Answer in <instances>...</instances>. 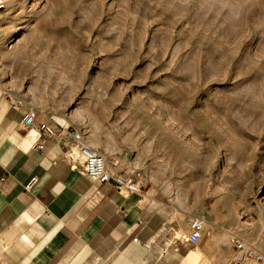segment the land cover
Wrapping results in <instances>:
<instances>
[{"label":"rangeland","instance_id":"1","mask_svg":"<svg viewBox=\"0 0 264 264\" xmlns=\"http://www.w3.org/2000/svg\"><path fill=\"white\" fill-rule=\"evenodd\" d=\"M0 96L264 251V0H0Z\"/></svg>","mask_w":264,"mask_h":264},{"label":"crops","instance_id":"2","mask_svg":"<svg viewBox=\"0 0 264 264\" xmlns=\"http://www.w3.org/2000/svg\"><path fill=\"white\" fill-rule=\"evenodd\" d=\"M26 110L0 96V258L22 264H231L240 258L232 236L208 233L187 243L165 202L142 190L120 192L73 168L72 140L59 137L34 149L40 134L23 126Z\"/></svg>","mask_w":264,"mask_h":264},{"label":"built area","instance_id":"3","mask_svg":"<svg viewBox=\"0 0 264 264\" xmlns=\"http://www.w3.org/2000/svg\"><path fill=\"white\" fill-rule=\"evenodd\" d=\"M22 123L25 128L35 129L40 134L39 139L33 145L34 149L43 150L47 140L59 137L70 139L73 141L75 151L67 153V158L72 160L73 168H81L82 172L95 182L114 184L120 192L141 191L142 173L138 170H127L119 161L108 160L102 153L90 146L82 130L70 125L66 126L56 120L52 122L32 107L26 110ZM73 153L77 154L71 156ZM35 183L36 178H33L25 185V189L31 190ZM189 225L190 234H183L180 239L187 243H197L206 234V222L202 218L193 217L190 219ZM232 243L235 249L241 252V256L231 264L248 260L255 264H264V251L256 245L250 244L238 236L232 237ZM0 264L22 263L0 258Z\"/></svg>","mask_w":264,"mask_h":264},{"label":"bare ground","instance_id":"4","mask_svg":"<svg viewBox=\"0 0 264 264\" xmlns=\"http://www.w3.org/2000/svg\"><path fill=\"white\" fill-rule=\"evenodd\" d=\"M12 42H15V40H12ZM59 119V118H58ZM59 122H63V120L62 119H59ZM92 146V145H91ZM93 147V146H92ZM75 151V150H74ZM77 153H73L71 156H75Z\"/></svg>","mask_w":264,"mask_h":264}]
</instances>
